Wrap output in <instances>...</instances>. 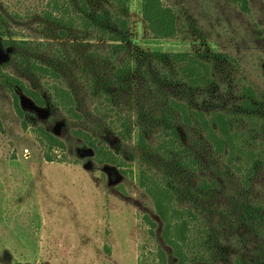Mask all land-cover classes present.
Wrapping results in <instances>:
<instances>
[{"label": "trees", "instance_id": "obj_1", "mask_svg": "<svg viewBox=\"0 0 264 264\" xmlns=\"http://www.w3.org/2000/svg\"><path fill=\"white\" fill-rule=\"evenodd\" d=\"M36 1L31 17L39 20L42 39L14 37L0 11V34L26 76L3 73L4 83L39 106L49 103L76 122L92 123L75 132L100 162H127L99 143L106 128L133 141L135 179L168 247L158 251L157 264H264V98L250 85L224 98L229 91L209 60L135 43L134 0ZM234 2L250 11L249 0ZM138 7L151 42L179 35V13L163 0H138ZM41 136L49 151L63 147L44 129ZM143 218L155 235L156 222Z\"/></svg>", "mask_w": 264, "mask_h": 264}, {"label": "rangeland", "instance_id": "obj_2", "mask_svg": "<svg viewBox=\"0 0 264 264\" xmlns=\"http://www.w3.org/2000/svg\"><path fill=\"white\" fill-rule=\"evenodd\" d=\"M163 2L179 13V35L151 42L134 0L129 17L135 43L186 50L209 60L217 81L229 91L224 98L248 85L264 98V0H249V12L234 0ZM36 3L0 0L14 37H44L39 20L31 17ZM13 49L0 34V264H140L141 259L157 264L158 251L168 247L153 203L135 179L133 141L106 128L99 143L127 162H100L95 149L75 132L89 130L92 123L76 122L49 103L39 106L19 87L8 89L3 73L26 78L16 68ZM41 129L63 147L49 151ZM259 185L264 186V174ZM146 214L158 225L155 235L143 218ZM169 257L174 258L172 253Z\"/></svg>", "mask_w": 264, "mask_h": 264}]
</instances>
